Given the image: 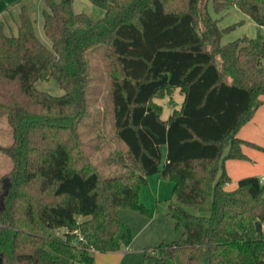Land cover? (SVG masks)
<instances>
[{
	"label": "trees",
	"instance_id": "trees-1",
	"mask_svg": "<svg viewBox=\"0 0 264 264\" xmlns=\"http://www.w3.org/2000/svg\"><path fill=\"white\" fill-rule=\"evenodd\" d=\"M42 1L51 47L25 6L16 36L0 21V119L13 141L2 149L12 168L0 181V264H92L94 254L124 251L132 236L118 214L145 212L137 194L153 175L172 185L167 216L180 236L144 252L145 264H264V186L248 177L224 191L222 167L243 160L235 134L262 105L264 36L222 45L203 0H103L96 21L74 13L72 0ZM209 1L264 30V0ZM101 45L125 148L114 164L129 170L106 179L78 133L86 54ZM48 81L63 95L37 89ZM173 90L180 108L162 121L152 100Z\"/></svg>",
	"mask_w": 264,
	"mask_h": 264
},
{
	"label": "rangeland",
	"instance_id": "rangeland-1",
	"mask_svg": "<svg viewBox=\"0 0 264 264\" xmlns=\"http://www.w3.org/2000/svg\"><path fill=\"white\" fill-rule=\"evenodd\" d=\"M100 1L103 0H73L72 10L76 14L87 15L95 21L101 20L104 12L96 4ZM203 1H208L206 2V10L210 20L221 32L219 41L222 45L236 41L243 36L247 39H254L258 34L264 36L263 29L258 30L256 24H253L249 18L234 7L228 6L226 10L215 13L211 7V2L209 0ZM22 6H25L31 15L38 39L44 45L51 47L42 30L41 12L45 9L42 0H0V21L5 20L8 25L7 33L17 35L16 24ZM86 60L88 112L78 127L82 148L91 157L102 179L121 177L128 174L129 170L114 164L118 157L124 156L125 148L114 135L111 91L109 90L110 77L104 46L101 45L88 51ZM37 89L53 97L63 95L55 81L38 84ZM180 100L179 92L173 90L159 95L152 100V104L159 108V118L165 120L173 111L179 110ZM261 102V107L235 134L243 142L239 148L243 160L236 161L241 162L246 167L249 165L251 167L256 166V160H260L264 156V150L261 151V148L264 147V98ZM12 143V129L8 126L6 118H1L0 181L9 174L12 168L11 160L5 156L2 149L10 148ZM259 166L260 168L263 167L261 164ZM171 188L170 183L161 181L157 175H153V177L146 179L137 194V201L143 206L145 212H119L120 219L128 227L132 239L128 250L124 254L118 255L119 260H116L115 264H145L142 257L144 252H151L159 244H171L179 238L180 232L174 230L173 221L167 216ZM182 210L188 214L200 216L188 207L182 208Z\"/></svg>",
	"mask_w": 264,
	"mask_h": 264
},
{
	"label": "crops",
	"instance_id": "crops-1",
	"mask_svg": "<svg viewBox=\"0 0 264 264\" xmlns=\"http://www.w3.org/2000/svg\"><path fill=\"white\" fill-rule=\"evenodd\" d=\"M181 101H182V97H181L180 103ZM165 120H162V121H165ZM263 150H264V147L261 148V151ZM256 162H257L256 166L251 167L249 165V167L248 166L246 167L244 164H241V162L236 161V160L224 161L222 163V167H223V172L228 182L223 188L224 191H228V192L232 191V189L236 187L237 181L242 180V179H247L248 177L257 178L258 181H260L261 184L264 186V156L262 159L256 160ZM259 164L263 165V167L260 168ZM127 250H128V247L122 252L108 253V254H94L92 264H115L116 260H119L118 255L124 254Z\"/></svg>",
	"mask_w": 264,
	"mask_h": 264
},
{
	"label": "water",
	"instance_id": "water-1",
	"mask_svg": "<svg viewBox=\"0 0 264 264\" xmlns=\"http://www.w3.org/2000/svg\"><path fill=\"white\" fill-rule=\"evenodd\" d=\"M254 227H256V229H257V231H258L259 233L262 232L261 225H260L259 223H256V225H254Z\"/></svg>",
	"mask_w": 264,
	"mask_h": 264
}]
</instances>
